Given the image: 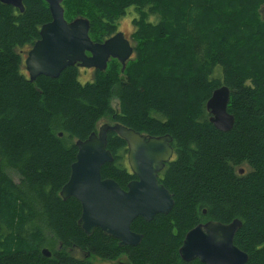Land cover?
I'll return each instance as SVG.
<instances>
[{
    "label": "trees",
    "instance_id": "obj_1",
    "mask_svg": "<svg viewBox=\"0 0 264 264\" xmlns=\"http://www.w3.org/2000/svg\"><path fill=\"white\" fill-rule=\"evenodd\" d=\"M261 1L64 0L65 19L88 18L96 43L114 36L129 10L138 13L137 65L123 78L118 62L86 84L76 66L30 82L23 53L51 22L48 4L23 0L21 13L0 3V264H92L70 249L104 261L125 255L128 264H202L181 259L186 234L208 221L234 220L242 223L234 245L248 255L246 264H264V23L251 15ZM221 86L231 94L229 132L217 130L206 109ZM105 118L173 138V157L158 179L174 206L150 222H133L143 236L137 246L120 247L100 229L87 235L80 202L60 196L75 142L96 133ZM108 150L114 161L102 167V178L126 190L136 180L127 143L109 133Z\"/></svg>",
    "mask_w": 264,
    "mask_h": 264
},
{
    "label": "water",
    "instance_id": "obj_2",
    "mask_svg": "<svg viewBox=\"0 0 264 264\" xmlns=\"http://www.w3.org/2000/svg\"><path fill=\"white\" fill-rule=\"evenodd\" d=\"M48 4L51 22L40 29V39L26 53L25 70L29 81L45 76L57 79L69 67L94 69L104 72L110 60H117L125 71L132 59L134 48L122 32L103 43L90 37L91 23L86 18L68 22L64 16L63 0H43ZM23 13V0H0ZM230 90L226 86L216 89L207 101L210 123L221 132H229L235 118L228 112ZM114 133L128 146L127 162L136 180L123 189L111 179H103L102 167L112 163L114 157L108 150V134ZM62 136V134H60ZM173 138L170 135L154 137L141 134L120 123H105L86 140H78L76 161L71 167L69 181L60 196L80 202L79 220L87 235L100 229L119 241L120 247L137 246L143 236L132 231L137 218L150 222L158 214H168L174 199L159 182V174L173 157ZM243 174V170L240 171ZM242 223L230 224L208 221L191 229L179 249L185 262L199 260L202 264H246L248 255L234 245V238ZM45 257L50 252L43 250Z\"/></svg>",
    "mask_w": 264,
    "mask_h": 264
},
{
    "label": "rangeland",
    "instance_id": "obj_3",
    "mask_svg": "<svg viewBox=\"0 0 264 264\" xmlns=\"http://www.w3.org/2000/svg\"><path fill=\"white\" fill-rule=\"evenodd\" d=\"M263 2L264 1H261V2H259V4H257V6L251 7V15L256 16L259 21H262L264 23V5H261ZM64 9L67 10L66 7H64ZM174 14L176 16L175 17H171V20L172 21L174 20V23H176V24L180 23L179 22L180 17L178 15V13H174ZM236 14H238V11L236 12ZM137 17H138L137 11L135 9H131V10H129L127 12L126 15H124L123 17H120L117 20V22L115 23L116 24V28H117V33L118 32H122L125 35V37L131 42V45L134 48V54L132 56V59L127 63V68L125 70H131L138 63L137 50L139 49V46H140V39H138L137 36H136V33L138 31L137 30L138 27L133 22L134 19H136ZM164 19L166 21H169V19L167 17H165ZM150 20L152 22L156 23V22L159 21V18H157V16H156V17H152ZM205 46H209V44L205 43ZM240 47L241 46H238V48H240ZM28 49H30V48H28ZM28 49H25V51L23 53L24 58H26V52L28 51ZM212 54H213V50L211 52V59L213 57ZM262 57L264 58V55ZM118 64L119 63H118L117 60H113V59L110 60L109 63H108L107 70L109 71L111 69L112 65H116L118 67ZM23 70H24L25 73H27L26 70H25V66H23ZM124 72H122L123 78H125V76H124L125 73ZM80 73H81V75H80L79 80H80V82L82 84H86L88 82L93 81V77H94V72L93 71L80 70ZM120 74H121V72H120ZM173 74H174V72H173ZM174 76H176V74H174ZM112 105H113V107L115 109H117V105H118L117 101H113ZM105 123H109L110 124L111 123L110 119L109 118L102 119L101 122L98 125V129ZM10 176L14 179V181L18 182V177L14 173L11 172ZM69 252H70V254L73 257L79 258V259H86L89 262H91L92 264H128V261H127V258H126L125 255H119V256H117L116 258H114L111 261H104V260H101V259H99L97 257L86 256L85 254H82L81 252H79L76 249H70Z\"/></svg>",
    "mask_w": 264,
    "mask_h": 264
},
{
    "label": "flooded vegetation",
    "instance_id": "obj_4",
    "mask_svg": "<svg viewBox=\"0 0 264 264\" xmlns=\"http://www.w3.org/2000/svg\"><path fill=\"white\" fill-rule=\"evenodd\" d=\"M79 69H80V70H83V71H86V70L88 71V70H90V71H93V72L95 73V70H94V69H85V68H83V69H82V68H79Z\"/></svg>",
    "mask_w": 264,
    "mask_h": 264
},
{
    "label": "bare ground",
    "instance_id": "obj_5",
    "mask_svg": "<svg viewBox=\"0 0 264 264\" xmlns=\"http://www.w3.org/2000/svg\"><path fill=\"white\" fill-rule=\"evenodd\" d=\"M44 250V249H43ZM51 254V253H50Z\"/></svg>",
    "mask_w": 264,
    "mask_h": 264
}]
</instances>
